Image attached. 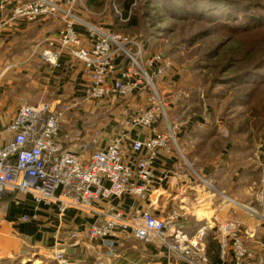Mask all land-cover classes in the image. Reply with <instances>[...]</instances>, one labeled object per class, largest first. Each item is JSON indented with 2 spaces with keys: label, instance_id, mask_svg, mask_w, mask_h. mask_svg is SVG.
<instances>
[{
  "label": "built area",
  "instance_id": "2783aa9c",
  "mask_svg": "<svg viewBox=\"0 0 264 264\" xmlns=\"http://www.w3.org/2000/svg\"><path fill=\"white\" fill-rule=\"evenodd\" d=\"M43 19H53L60 26L45 39L47 48L40 58L56 67L60 55L67 53L82 63L86 85L80 101L23 103L17 108L4 128L9 138L0 147V199L19 204L20 196L27 197L32 211L21 217L24 223L36 220L42 208L54 210L58 219L68 210L93 214L94 222L84 232L69 233L68 238L76 243L100 239L112 250L114 244L107 239L124 233L139 242L166 247L172 258L177 255L189 264H208L199 240L189 241L173 220L160 219L149 209L96 208L112 199L143 200L151 187L163 180L152 171L157 154L178 151L176 126L169 120L167 100L158 90V79L171 67L169 60L160 53L146 54L140 39L83 22L60 0H0V36L17 22ZM76 26L83 29V34ZM40 47L36 45V49ZM136 94H145V107L128 115L122 123L124 131L104 147H99V139L85 140L88 131L77 134L74 149H64L57 143L56 137L73 107L82 102L111 103L115 97ZM137 130L146 131L147 137L135 139L131 150H143L145 156L130 165L123 158L124 143L127 132ZM255 151L252 157L259 177L255 199L264 208V148L258 146ZM227 202L240 207L231 199ZM240 226L234 219L217 225L220 254L231 253L229 264H258L245 245ZM50 259L55 264H70L63 250L54 252Z\"/></svg>",
  "mask_w": 264,
  "mask_h": 264
},
{
  "label": "crops",
  "instance_id": "0c3cea01",
  "mask_svg": "<svg viewBox=\"0 0 264 264\" xmlns=\"http://www.w3.org/2000/svg\"><path fill=\"white\" fill-rule=\"evenodd\" d=\"M58 28L59 22L50 19L35 23L17 22L5 28L0 36V147L9 138L4 128L21 104L80 101L87 80L82 63L67 53L60 55L56 67L40 58V53L47 48L45 39L55 34ZM76 30L83 34L81 27L76 26ZM37 44L41 45L38 49ZM170 94L168 110L174 111L175 102L180 100L175 93ZM128 103L130 112L144 108L145 94H136ZM197 117L196 121L185 126L183 133L193 136L192 132H202L191 138L192 141L184 139V134L178 138L184 150L187 147L195 149L193 144H199L200 149L192 156L191 163L175 152L160 151L152 171L155 177L163 180L154 184L143 200L131 197L112 199L96 208L104 211L110 207L122 211L149 209L160 219L173 220L175 225L182 227L189 241L199 240L208 264L231 262L230 252L223 257L220 254L216 227L226 219H236L241 224L242 237L254 263L264 264V223L250 216L248 209L241 208L247 207V200L253 197V188L256 186L257 189L259 177L255 159L251 155L239 158L234 168V154L218 148L217 137L205 135V115L202 114L201 119L198 114ZM66 125L67 118L56 141L64 149H74L77 145L74 137L78 133L71 135ZM190 130L193 131L188 132ZM93 134L92 130L88 131L85 140L95 139ZM146 137L144 130L127 132L123 157L127 164L133 165L145 156L143 150L133 152L131 143ZM105 145L99 141V147ZM254 172L257 183L254 182ZM227 199L240 207H235ZM19 200L17 204L11 199H0V256L20 261L17 264H55L50 258L54 252L62 250L70 264H189L170 257L164 246L145 244L124 233L107 239L114 244L112 250L100 239L76 243L68 238L69 233L84 232L94 222L93 214L68 210L62 219H58L54 210L42 208L36 220L24 223L21 217L31 214L32 204L27 197L20 196ZM196 210L207 211L211 216L200 217L195 214Z\"/></svg>",
  "mask_w": 264,
  "mask_h": 264
},
{
  "label": "rangeland",
  "instance_id": "374dc122",
  "mask_svg": "<svg viewBox=\"0 0 264 264\" xmlns=\"http://www.w3.org/2000/svg\"><path fill=\"white\" fill-rule=\"evenodd\" d=\"M60 2L83 22L140 39L146 54L160 53L169 60L171 67L158 79V90L168 102L170 93L180 100L167 114L176 126L175 153L184 161L191 163L200 149L199 144H193L195 149L184 150L178 139L185 126L197 120V114L200 119L205 115V135L216 136L217 147L234 154V168L239 158L252 156L258 146L264 148V0ZM130 98L82 102L67 114L65 127L71 135L92 130L93 137L105 145L124 131L123 121L134 112L127 110ZM201 132L183 138L191 140ZM253 174L257 183V174ZM255 188L247 200L249 205L241 208L252 209L250 216L264 223V208L256 203ZM175 259L185 261L177 255ZM19 262L0 256V264Z\"/></svg>",
  "mask_w": 264,
  "mask_h": 264
},
{
  "label": "bare ground",
  "instance_id": "6f19581e",
  "mask_svg": "<svg viewBox=\"0 0 264 264\" xmlns=\"http://www.w3.org/2000/svg\"><path fill=\"white\" fill-rule=\"evenodd\" d=\"M210 212H211V211H210ZM207 213H208L207 211H206V213L203 212V211H199V215H200V217H201V216H203V217L211 216V215H208Z\"/></svg>",
  "mask_w": 264,
  "mask_h": 264
}]
</instances>
